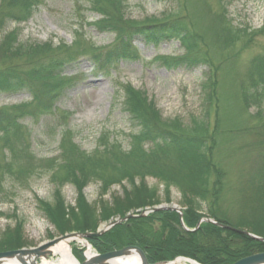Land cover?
I'll return each instance as SVG.
<instances>
[{
    "label": "trees",
    "instance_id": "obj_1",
    "mask_svg": "<svg viewBox=\"0 0 264 264\" xmlns=\"http://www.w3.org/2000/svg\"><path fill=\"white\" fill-rule=\"evenodd\" d=\"M173 5L159 17L140 21L126 17V0H87V7H75L78 26L70 43L21 41L17 29L5 33L9 24L28 22L43 0L0 1V94H25L24 102L0 109V194L8 180L26 186L32 179L47 176L55 187L51 203L37 201L56 233H95L111 219H123L139 209L169 204L172 188L181 195L183 224L192 230L202 218L245 230L264 238V52L252 56L243 78L233 81L229 96L218 93L215 74L254 44L258 32L234 27L224 0L213 10L205 0H156ZM189 2L193 12L188 11ZM85 13L97 19L86 22ZM114 39L107 46L89 41L84 28ZM136 42L158 47L177 42L182 55L161 59L173 68L190 71L206 67L210 73L199 84L201 115L184 124L179 118L164 119L154 101L131 86L123 87L121 111L130 127L127 146L101 133L91 152L74 142L65 129L58 154L39 158L30 150V133L24 122L36 121L55 111L62 92L73 82L82 61L91 71L104 75L119 62L138 59ZM218 88V89H217ZM163 186L148 188L146 178ZM99 185L104 196L113 186L128 184L123 197L100 206L89 204L83 190ZM76 191L74 206H68L61 189ZM133 214V213H131ZM99 254L134 246L143 251L148 264L182 257L198 264H233L264 252V244L202 223L193 233L185 232L178 214L152 212L130 219L99 237L87 240ZM24 247L20 225L0 238V252ZM79 261L82 256L77 253Z\"/></svg>",
    "mask_w": 264,
    "mask_h": 264
},
{
    "label": "rangeland",
    "instance_id": "obj_2",
    "mask_svg": "<svg viewBox=\"0 0 264 264\" xmlns=\"http://www.w3.org/2000/svg\"><path fill=\"white\" fill-rule=\"evenodd\" d=\"M190 1L194 3V0ZM205 1L213 10L217 8L216 0ZM86 2L87 0H45L27 23L9 24L5 33L17 29L21 41L70 43L74 37V29L78 26L74 19L75 7L86 8ZM223 3L234 27L253 32L264 28V0H224ZM126 4V17L135 21L152 16L159 17L173 8L169 2L156 0H126ZM192 9V4L189 2L188 11L192 13ZM84 16L88 23L97 19L96 14L93 13H85ZM84 31L89 41L96 46H107L114 39L112 34H97L89 26H85ZM135 46L140 59L119 62L104 75L91 71L90 63L83 60L79 65L78 73H71L70 76L76 80L64 89L56 103L55 111L36 121L24 122L28 134L30 133L31 150L34 155L39 158L57 156L58 145L65 129L73 133L75 143L87 152L95 148L100 134L104 132H108L113 140L126 147L128 141L125 135L131 131L121 111L124 86H131L135 90L144 92L154 101L164 119L179 118L186 124L191 117L201 115L202 90L199 84L210 71L206 67H194L186 71L182 67L173 68L163 63L161 60L163 58L177 59L182 55L177 42L159 47L136 42ZM262 52H264V34L258 32L252 47L238 55L236 61H232L237 80H232L233 74L229 75V66L222 67L215 74L218 93H221L223 99L224 96L227 97L234 92L233 81L237 82L238 79L243 78L250 58ZM27 99L28 97L21 93L0 94V109L20 104ZM145 184L148 188L157 189L159 198H163V186L156 179L146 178ZM4 188L6 191L0 194V238L6 230L12 231L20 225L24 241V247L21 249H32L72 233L57 234L39 208L38 200L45 203H51L53 200L55 187L47 176L32 179L26 186L8 180ZM99 189V185L95 183L84 189V197L89 204L100 206L103 201L109 203L112 198L123 197V189H128V184L113 186L102 197L99 195ZM61 194L68 206H74L77 195L72 186L62 188ZM169 197L171 202L162 203V206L185 209L180 205L181 195L178 190L172 188ZM146 209L150 207L137 211L142 212ZM114 220L115 218L102 224L108 225ZM71 245L72 255L78 262L77 253L85 258L87 243L84 240L73 241ZM91 252L96 254L97 251L91 247ZM48 261L56 263L57 259L49 256Z\"/></svg>",
    "mask_w": 264,
    "mask_h": 264
},
{
    "label": "water",
    "instance_id": "obj_3",
    "mask_svg": "<svg viewBox=\"0 0 264 264\" xmlns=\"http://www.w3.org/2000/svg\"><path fill=\"white\" fill-rule=\"evenodd\" d=\"M161 210H167V211L176 212L177 214H179L180 224L183 227V229L185 231H187V232L196 231V229L199 228L200 224L204 222V223H209V224H212V225H214L216 227H219V228H222V229H226V230H229V231H232V232H235V233H243V234L248 235L250 238H252L253 240H256L258 242H264V240L262 238H258L256 236L241 232L238 229H235V228L227 226V225L219 224V223H217V222H215L213 220H210V219H202V220H200L198 222L196 228L194 230L189 231V230H187L184 227V225L182 223V214L180 213V210L178 208H176L175 206H172V207H164V206H162V207L156 208L154 211H161ZM147 214L148 213L143 212L140 215H128L125 219L120 220V221H116L114 224H111V225H108V226L106 224H102V225H100L98 227V229H97L98 231L95 234H83V235L70 234V235H65L63 237L54 239L51 242L42 244V245L38 246L37 248L20 249V250H15V251L2 252V253H0V264H6L4 261H6L8 259H12L15 256L23 257V256H27V255L34 256V261L31 264H41V263H38V261L41 260V258H47L48 255H50L47 252L48 249L51 246H53L56 242H58L60 239H62V238H65L67 236H72V235H78V236H80L83 239H89V238H92V237H98L101 234H103L104 232H106L109 229H111L116 224L125 222V221H127L129 219H132V218H142V217H145ZM127 250H136L140 254L141 264H148L144 253L140 249H138L136 247H127V248H124V249L119 250V251H114V252H110V253L103 254V255H96V257H95V259L93 261H94L95 264H102V263H104V262H106V261H108L110 259H113V258L121 256ZM21 264H27V263L22 262ZM82 264H88L87 260L85 259V261ZM233 264H264V253H259V254H254V255L248 256L246 258H243L241 260L236 261Z\"/></svg>",
    "mask_w": 264,
    "mask_h": 264
},
{
    "label": "bare ground",
    "instance_id": "obj_4",
    "mask_svg": "<svg viewBox=\"0 0 264 264\" xmlns=\"http://www.w3.org/2000/svg\"><path fill=\"white\" fill-rule=\"evenodd\" d=\"M158 207H162V205H158L155 208H158ZM202 219H208V218H202ZM230 227H232V226H230ZM217 228H219V227H217ZM233 228H235V227H233ZM220 229H222V228H220ZM235 229H238V228H235ZM223 230H226V229H223ZM238 230L241 232L256 236V235L251 234L245 230H240V229H238ZM97 231L98 230H96V232ZM226 231H229V230H226ZM230 232H232V231H230ZM233 233H235V232H233ZM236 234H242V235L250 238L248 235H245L243 233H236ZM256 237H258V236H256ZM258 238H261V237H258ZM250 239L253 240L252 238H250ZM262 239L264 240V238H262ZM73 241H83V239L78 235L67 236L65 238L60 239L58 242H56L53 246H51L48 249L47 252L50 255H48L47 258H41V260H40L41 262L40 261L39 262L41 264H79V262L74 258V256L72 255V252H71V242H73ZM253 241L258 242L256 240H253ZM260 243L264 244V242H260ZM49 256H54L57 259L56 263H51L50 261H48ZM84 256H85V259L87 260L88 264H95L93 260L95 259L96 255L91 252V248L88 246V244H87ZM190 260L191 259H187V258L183 259V258L179 257L172 262L163 263V264H196L193 262V260H191V261ZM33 261H34V256L27 255V256H23V257L15 256L14 258L8 259L4 262L6 264H21L22 262L27 263V264H31V263H33ZM102 264H141L140 254L136 250H127L121 256L110 259V260H108Z\"/></svg>",
    "mask_w": 264,
    "mask_h": 264
}]
</instances>
